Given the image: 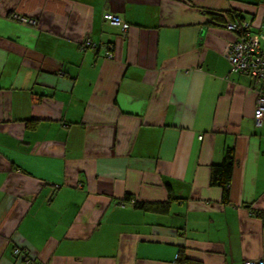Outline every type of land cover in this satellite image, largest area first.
<instances>
[{
    "label": "crops",
    "instance_id": "crops-1",
    "mask_svg": "<svg viewBox=\"0 0 264 264\" xmlns=\"http://www.w3.org/2000/svg\"><path fill=\"white\" fill-rule=\"evenodd\" d=\"M235 16L259 33L264 0H0V264L264 262V119L227 59ZM230 150L225 202L210 174Z\"/></svg>",
    "mask_w": 264,
    "mask_h": 264
},
{
    "label": "built area",
    "instance_id": "built-area-1",
    "mask_svg": "<svg viewBox=\"0 0 264 264\" xmlns=\"http://www.w3.org/2000/svg\"><path fill=\"white\" fill-rule=\"evenodd\" d=\"M12 18L21 23H27L26 19L20 15H13ZM106 20L112 25H119L120 20L111 14L105 15ZM30 23H34L32 19H28ZM122 28L126 29V25L121 24ZM243 33L241 36L234 34L233 41L229 42L226 47L227 59L233 71L243 72L241 68L248 69L244 72L250 75L255 84H262L264 81V26L260 33L255 34L250 32V24L244 22L241 25L230 24L227 30L234 32L239 30ZM108 58L112 59V55L108 54ZM256 79V80H255ZM257 101L254 111V123L256 126L261 125L264 117V96L262 88H258ZM19 250H15L14 254H19ZM244 264H264L263 261H246Z\"/></svg>",
    "mask_w": 264,
    "mask_h": 264
},
{
    "label": "trees",
    "instance_id": "trees-1",
    "mask_svg": "<svg viewBox=\"0 0 264 264\" xmlns=\"http://www.w3.org/2000/svg\"><path fill=\"white\" fill-rule=\"evenodd\" d=\"M212 15H213L212 20H218L220 18V17H218L219 15H214V14H212ZM112 16H114V15H112ZM117 18L120 20V24L119 25H113V26L120 28L123 32H125L126 30H128L130 28L129 23H126V21L120 19L119 17H117ZM107 21H109V20H107ZM231 22H232V24L234 23V24L241 25L242 23L245 22V20L243 18H241L240 16L239 17L235 16V17H233ZM121 24H126L127 29H122ZM263 26H261V30H262ZM249 30H250V32H252L251 29H249ZM244 32L245 31H243V33ZM243 33L239 29L237 31H234L233 35L236 34L237 36H241ZM252 33H254V32H252ZM255 34H258V33H255ZM233 39H232V41H233ZM112 50H113L112 48L108 49V51H110V52ZM108 54H107L106 58H108ZM253 85H254V87H256V89H255L256 93H258V90H259L258 88H260V89L262 88V92H263V96H264V81L262 84H255V82H253ZM35 124H36L35 122L30 121L27 123L26 127L32 128L35 126ZM234 165H235V162L233 160L232 151L230 150V152L229 151L227 152L223 162L219 165H213L212 169H211L210 185H212V186L216 185V186H219L222 188V200L225 202H227L229 199L228 190H229V184L231 182V177H232ZM134 207L142 209L144 211H151V212H156V213L160 214V213H164L168 210V203L167 204H165V203H148V204L135 203ZM256 214L259 217V219L261 220L262 225L264 226V213L261 212V213H256ZM16 250H18V249H16ZM177 261L180 264L186 263V259L183 258L182 255H180V257Z\"/></svg>",
    "mask_w": 264,
    "mask_h": 264
},
{
    "label": "rangeland",
    "instance_id": "rangeland-1",
    "mask_svg": "<svg viewBox=\"0 0 264 264\" xmlns=\"http://www.w3.org/2000/svg\"><path fill=\"white\" fill-rule=\"evenodd\" d=\"M24 17V16H23ZM27 21V23H25V24H28V25H31V26H34V25H36V21L35 20H33L32 19V21L34 22V23H30L29 21H28V19H30V18H26V17H24ZM124 25H126V24H124ZM236 25H238V24H236ZM226 27H228V26H226ZM122 29H124V27L122 28ZM126 29H127V25H126ZM110 55H112V54H110ZM109 59V58H108ZM112 59H113V55H112Z\"/></svg>",
    "mask_w": 264,
    "mask_h": 264
},
{
    "label": "bare ground",
    "instance_id": "bare-ground-1",
    "mask_svg": "<svg viewBox=\"0 0 264 264\" xmlns=\"http://www.w3.org/2000/svg\"><path fill=\"white\" fill-rule=\"evenodd\" d=\"M241 69H242L243 72H248V71H249L248 69H245V68H241ZM255 80H256V79H255ZM257 94H258V93H257ZM254 111H255V110H254ZM263 118H264V117H263ZM262 121H263V119H262ZM262 121H261V125H262ZM261 125H260V126H261ZM255 126H256V125H255ZM260 126H257V127H260ZM200 138H201V137H200Z\"/></svg>",
    "mask_w": 264,
    "mask_h": 264
}]
</instances>
